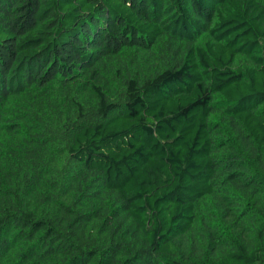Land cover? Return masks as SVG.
I'll return each instance as SVG.
<instances>
[{
  "label": "trees",
  "instance_id": "1",
  "mask_svg": "<svg viewBox=\"0 0 264 264\" xmlns=\"http://www.w3.org/2000/svg\"><path fill=\"white\" fill-rule=\"evenodd\" d=\"M0 264H264V0H0Z\"/></svg>",
  "mask_w": 264,
  "mask_h": 264
}]
</instances>
